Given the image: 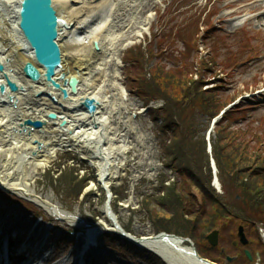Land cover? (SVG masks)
Returning <instances> with one entry per match:
<instances>
[{"label":"bare ground","instance_id":"bare-ground-1","mask_svg":"<svg viewBox=\"0 0 264 264\" xmlns=\"http://www.w3.org/2000/svg\"><path fill=\"white\" fill-rule=\"evenodd\" d=\"M19 1L0 0V61L4 65L3 72L21 87L15 93L8 88L0 93V153L5 152L0 185L35 201L56 218L70 220L71 217H66L58 206L29 191L27 169L34 175L59 151H70L95 167L93 186L111 192L112 181L121 176L125 156L140 142L133 118V108L140 107V103L129 97L120 82V54L146 32L151 13L143 12L145 7L162 0H52L60 19L57 42L62 60V67L54 78L63 74L66 78L80 80L77 92L73 94L69 92L68 85L63 86L62 79H57L68 92L66 100L59 90L48 87L42 77L33 83L22 73L26 62L33 64L40 73L43 69L35 64L32 52L20 35L17 19ZM240 1L245 0H236L228 6H235ZM247 1L243 9L229 14L244 10L260 12L256 20L262 22L264 0ZM3 72H0V83L5 82ZM37 91L41 93L38 96L34 94ZM85 97L99 102L94 118L79 106ZM49 112L55 113L57 118H47L46 113ZM27 118L40 120L44 125L39 130L30 129L22 125ZM62 121H65L64 125H61ZM140 175L141 172L136 171L131 176L132 184ZM90 189L91 186L85 191ZM127 200V204L132 201L131 198ZM107 218L113 223L106 224V228H122L110 205L103 221L107 222ZM130 236L137 239L144 249L164 257L169 264H209L198 260L192 249L176 237ZM82 243L76 245L79 252ZM86 250L82 258L91 257ZM24 258L22 255L20 260Z\"/></svg>","mask_w":264,"mask_h":264},{"label":"rangeland","instance_id":"rangeland-1","mask_svg":"<svg viewBox=\"0 0 264 264\" xmlns=\"http://www.w3.org/2000/svg\"><path fill=\"white\" fill-rule=\"evenodd\" d=\"M234 1L236 0H162L159 3L146 6L143 12L151 13V19H149L147 30L139 39L136 41L134 40L132 44L121 52L120 58L123 62H120L119 79L123 86H126L132 91V89L136 88L137 83L134 79H131L130 74L136 77H143V74L157 68V66H164V69L170 72H175L176 70L180 71L179 69L183 68L184 64L187 62L194 74L199 75L197 68H201V62L208 59L210 60L211 57H214L215 70L209 71L204 68L200 72L203 79L207 81L204 84L209 85V87L213 86V89L218 91L219 87L224 86V89L221 90L222 95L220 94L222 101H228L230 97H236L237 95H239L238 97L240 99L242 98L240 110L232 113L229 119L230 124L227 126V129L232 132L243 134V140L252 141L250 145H254L257 140L255 137L259 135L263 136L264 134V20L262 22L256 20L260 12H248L244 10L240 13L233 14L236 10L243 9L242 7L246 6L249 2L245 0L238 2L235 6H228V4ZM232 11L233 13L229 14ZM188 21H194V24L186 26L184 31L183 28ZM196 24L198 32L193 31ZM161 30L162 33L156 35ZM164 33L172 35L174 41L177 36L181 37L185 35L186 37L184 41L179 38L180 41L175 43L170 38H165L163 36ZM136 46H140L141 50H144L147 58L150 56L147 50H151L152 53H155V57L152 56L148 60L145 69H142L139 65L135 64L132 59L128 58L131 57L130 50ZM164 48L167 50H164ZM252 49L253 51H250ZM235 59H237V62H240V65L237 67L235 63L233 64V60ZM130 98L136 99L132 95ZM247 106L250 108L248 110L244 109ZM145 110L146 109L142 107L141 103L140 107L133 108V111L135 113L137 112L135 126L138 130L140 142L125 156V160L121 165V176L119 179H114L112 181V186H114V188L122 187V184L127 185L126 199L118 200L116 196H119V193H115L112 190L111 193H107L104 189L93 186V180L90 181V179L85 189L91 186L93 192H85L87 195L79 196L77 199L67 198V196L65 197L61 192L62 190L60 192L57 191L51 184L56 183L55 179H58L60 175L70 168H75L77 170L81 168L79 173H84L85 171L82 177H79L77 174V180L96 173L95 167H92L87 161H81V159L78 158L79 154L75 155L73 152L70 153L68 151H59L52 161L45 167L38 168L34 175H31V173H29L30 169H27V178L28 189L33 195L40 196L58 206L64 211L66 217H71L70 220H66L64 217L56 218L35 201L19 195V193H13L3 188L9 195H13L15 198L18 197L31 203L30 205L35 207L38 212L42 213L46 219H52L54 224L63 228V231L61 229L60 233L53 234L51 238H48L49 229L52 228L51 224L47 223L45 226L43 224V227L40 228L41 231L37 232L36 238H34L35 242H37V248L42 245V247H48L49 250L53 251L55 238L62 236L64 230V234L67 235L66 231L70 226H76L79 229L84 228L87 227L86 224L88 222L97 219V217H99L98 223H101L103 228L106 229V226L103 224V216H105L106 211V200L109 201L107 203H109L112 210L118 216L119 222L123 228L137 237L149 234L156 235V231L154 230L156 217L157 219L160 217L168 219L169 216L157 208L155 212L157 214H153L152 210H154L153 208L155 205H151L153 208L150 209V213L152 212V215H154H151L153 217L151 218L149 214L147 215L146 210L142 208L141 203H143V197L147 196L160 199L161 196L157 193L159 176L163 175L167 179H170L171 175L166 166L162 164L165 157H163L158 133L155 125L150 121L148 112ZM138 111L140 112L138 113ZM196 121L200 124L198 127L207 124L206 117L202 118L200 115H197ZM201 134L204 135L205 131L201 132ZM211 135L213 138L215 137V133L213 134L212 132ZM68 154H70L69 157ZM4 159L5 152H1L0 170ZM145 166H147V168L144 170ZM148 169L150 170L148 171ZM136 171L141 172V175L132 184L131 176L136 173ZM76 172L74 171L73 174ZM51 173H53V176ZM150 173L153 175L149 177L148 175ZM14 175L17 176V173ZM48 175L52 177L51 184L48 181ZM175 180L180 182L181 178L175 176ZM63 189L65 190L64 192L68 190L65 188ZM130 198L132 199L131 203H125L128 201L127 199ZM200 201L199 196L196 207L200 205ZM189 209L194 210L192 207ZM3 216L11 222L16 221V223H23L31 218L33 213L15 203L9 204L8 201L3 200L0 202L1 225V218ZM258 227L257 225V229ZM25 229L26 227L24 225L20 226V228L16 230V234L18 235L26 231ZM218 231V241H223V246H225L226 243L228 245L227 249H229V244L233 245L234 242H231L230 238H224L223 236L226 235H222V230L220 231L219 229ZM257 231L259 233V229ZM99 232H102V229ZM65 235H63V237ZM227 236L230 237V234L228 233ZM234 236L236 240L237 231L234 233ZM247 237L250 238L249 236ZM11 239L16 241V243L18 242L17 237H12ZM69 239L70 237H67V241L60 243L56 247L54 255L59 258L56 264H75L77 258L76 252L78 251L76 245L78 242H83L82 234H77L68 242ZM99 239L100 238L97 240L99 241ZM227 240L229 242H227ZM249 240L253 241L251 238ZM204 241L205 240L202 241L201 237L198 236L197 244L199 248L204 247L200 244ZM207 244L209 245V243ZM237 246H233V248ZM246 248L251 252L255 262L264 261V243H262L261 246H255L250 243ZM253 249H258V253L256 252L257 250L254 252ZM87 251L90 253L92 260L90 263V259L84 258L83 261H86V264H145L142 259L134 257L131 253H127L123 256L120 244L117 242L110 244L104 239H102L100 245L87 248ZM231 251L234 253L228 256H236L235 259L239 260V264L252 263L248 260L245 262L242 261L240 253H236L240 251ZM256 254L259 255V259ZM212 257L218 264H224L226 262L224 256L218 253H213ZM235 263L237 264V262Z\"/></svg>","mask_w":264,"mask_h":264},{"label":"trees","instance_id":"trees-1","mask_svg":"<svg viewBox=\"0 0 264 264\" xmlns=\"http://www.w3.org/2000/svg\"><path fill=\"white\" fill-rule=\"evenodd\" d=\"M190 24H194V21L186 22L183 30L185 31L186 26ZM193 31L198 32L197 24ZM171 34L173 35L172 31ZM172 35L163 34L165 38L173 40ZM185 37V35L177 36L175 41L179 38L184 41ZM164 50L167 49L164 48ZM147 52L150 55L149 58L140 46H136L130 50L131 57L128 58L145 69L148 60L154 57L151 50ZM214 64V57L202 61L201 68H197L199 73L197 77L194 76L187 62L183 68L179 69L180 71L170 72L166 71L164 66H157L143 74V77L130 74L131 79L137 83L136 88L131 92L137 95L144 104L154 100L163 102L162 107L151 108L150 115L157 126L159 143L163 157H165L162 164L181 178V181L177 182L176 180L170 181L163 175L159 176L157 193L161 198L143 197L141 206L146 210L147 215L151 216L152 212L157 214L155 213L157 208L169 216L168 219H163L164 217L157 219L156 217L154 226L156 232L165 231L189 237L195 243L198 253L213 261H215L212 257L213 253H218L225 258L226 255L234 253L231 250H235L240 251L236 253H240L242 261L245 262L247 258L243 247L238 239H234V233L237 227L242 225L247 236L253 240L252 245L261 246L263 243L257 231V225L259 223L264 225V134L256 136L255 144L250 145L252 141L243 140V134L228 130L227 126L230 124L229 119L232 113L238 111L235 108L224 112L215 124V137L210 139L211 154L207 152V143L204 135L201 134L207 124L198 127L200 124L196 121L197 115L206 116L210 120L235 98L233 96L228 101H222L220 90L219 92L215 89L204 88L205 80L200 72L204 68L213 71ZM147 73H149L148 76ZM210 157L214 159L217 167L222 194L212 186ZM80 170L81 168L78 170L70 168L55 179L56 183H52V177L48 175V181L57 191L62 190L65 197L77 199L81 194L87 195L84 190L88 181L89 179L94 181L96 177L95 174H90L77 180V174L79 177L85 174V171L83 174L79 173ZM74 171L77 172L73 174ZM51 174L53 176V173ZM126 186L122 184L120 189L111 187L113 192L119 193V196H116L118 200L126 199ZM63 188L68 190L64 192ZM199 196L200 205L196 207ZM190 207L194 210H190ZM151 208L155 211L152 210L150 213ZM215 229L222 230V235H226L223 237L230 238L231 242H234L233 245L229 244V249L226 243L223 246V241L215 247L207 244V234ZM228 233L230 237L227 236ZM198 236L202 241L205 240L200 243L204 246L202 248L198 247ZM106 238L112 242L119 241L112 234L107 235ZM233 246L237 247L233 248ZM121 247L132 252V246L126 242H121ZM256 250L254 252H258V249ZM254 252L252 251L253 254ZM137 254L141 256L143 253ZM143 259L147 264H163L161 259L153 255ZM235 262L239 264L238 259ZM235 262L233 264H236Z\"/></svg>","mask_w":264,"mask_h":264},{"label":"water","instance_id":"water-1","mask_svg":"<svg viewBox=\"0 0 264 264\" xmlns=\"http://www.w3.org/2000/svg\"><path fill=\"white\" fill-rule=\"evenodd\" d=\"M59 23L60 19L57 17L56 9L52 6V0H20L18 10V26L21 31V35L28 47L31 49L36 64L43 68V72L40 73L33 64L26 62L22 67V71L25 77L33 82H38L42 77L47 82L48 87L59 90L61 92L62 98L66 100L68 96L67 90L65 87H62L61 84L54 78L57 70L62 67L61 51L57 43ZM3 71L4 66L0 62V72ZM3 74L10 91L17 92L19 89H21V87L12 81L7 76V74L4 72ZM57 79H62L63 86H69V92L73 94L77 92L78 85L80 83L78 78H66L65 75L61 74L59 77H57ZM4 92L5 85L0 84V93ZM34 94L38 96L41 93L40 91H37ZM47 95L51 97L52 100H55V98L50 95V93H47ZM79 104L94 117L99 102L96 99L85 97L81 99ZM47 118L54 120L57 118V115L53 112H50L47 114ZM64 124L65 121H62L61 125ZM22 125L40 129L43 127L44 123L40 120H32L27 118L23 121ZM97 125L98 124L94 122V126L97 127ZM160 235L173 236L166 233H161ZM238 237L241 244H247L248 240L244 234L242 226H239L238 228ZM181 240L187 241L191 245L193 253L198 260L211 263L207 259L201 258L198 255L193 243L189 239L182 238ZM207 240L211 245H216L218 242V231L214 230L208 234ZM245 254L248 259L252 260L248 250H245ZM227 260L231 261L232 259L228 257Z\"/></svg>","mask_w":264,"mask_h":264}]
</instances>
